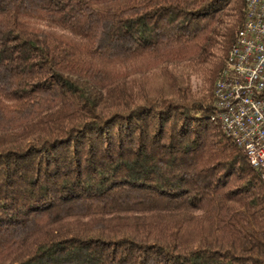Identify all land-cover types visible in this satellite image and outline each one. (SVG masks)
Returning a JSON list of instances; mask_svg holds the SVG:
<instances>
[{
  "label": "trees",
  "instance_id": "16d2710c",
  "mask_svg": "<svg viewBox=\"0 0 264 264\" xmlns=\"http://www.w3.org/2000/svg\"><path fill=\"white\" fill-rule=\"evenodd\" d=\"M245 0H0V264H264V182L215 116Z\"/></svg>",
  "mask_w": 264,
  "mask_h": 264
},
{
  "label": "built area",
  "instance_id": "2783aa9c",
  "mask_svg": "<svg viewBox=\"0 0 264 264\" xmlns=\"http://www.w3.org/2000/svg\"><path fill=\"white\" fill-rule=\"evenodd\" d=\"M245 4V20L215 84L213 121L264 182V0Z\"/></svg>",
  "mask_w": 264,
  "mask_h": 264
}]
</instances>
